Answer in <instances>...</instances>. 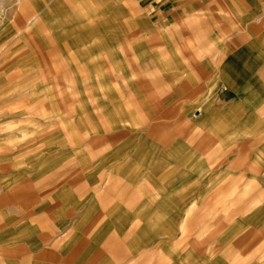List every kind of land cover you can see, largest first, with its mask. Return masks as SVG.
I'll use <instances>...</instances> for the list:
<instances>
[{
  "label": "rangeland",
  "instance_id": "obj_1",
  "mask_svg": "<svg viewBox=\"0 0 264 264\" xmlns=\"http://www.w3.org/2000/svg\"><path fill=\"white\" fill-rule=\"evenodd\" d=\"M20 1L0 0V264H264V139L198 74L238 6Z\"/></svg>",
  "mask_w": 264,
  "mask_h": 264
},
{
  "label": "crops",
  "instance_id": "obj_2",
  "mask_svg": "<svg viewBox=\"0 0 264 264\" xmlns=\"http://www.w3.org/2000/svg\"><path fill=\"white\" fill-rule=\"evenodd\" d=\"M29 1L30 0L20 1L22 11L19 18L21 20L34 21L38 18L35 15L36 13L27 17L26 5ZM141 1L146 2L147 0ZM165 1L169 2L168 6H161ZM177 1L179 0H153L152 4L155 3L156 5L161 6L158 7V12L161 14V17L164 18L167 16V10H171L172 8L170 7L171 3H176ZM231 1L238 6L237 11L243 21V25L239 28V31L234 38V46L230 50H227V52H224V50L218 52H221V54L219 56L217 55L216 58H222V62L217 64L212 72H210L213 67L212 61H201L198 66L200 67L198 74L206 73V75L213 76V82L211 84L213 85V90H227L221 94H228V97H232L229 100V103H231L230 106H244L247 109L244 116L237 117L230 115L232 118L229 119L231 120L224 119V122L227 126H229L232 122L239 123L236 134L234 135L236 136L235 138L243 137L255 141L257 139H264V114H259L257 111L251 109V106L249 105L250 102L246 101V97L243 93L248 91L250 92L253 89H257L258 91L264 93V0ZM219 2L220 0H216L214 5L218 6ZM168 47L172 48V43H169ZM171 54L174 55L173 50H171ZM194 65H198V63L196 61H192L190 71H184L185 73H189L188 76L197 74L195 71L191 72L192 69H197ZM184 68H187V65H185ZM168 75L172 77V74ZM231 93H236L237 95L233 96ZM240 93H242V95H240ZM214 95V92L209 93L206 100L210 103L213 102ZM262 99L263 105L261 107L264 108V96ZM129 110L130 108L124 107L119 112L111 116L110 122L114 130L119 128L117 124L124 121L123 117L128 114ZM227 110H229V108ZM226 117L228 118V116ZM130 126L133 127V124L130 123ZM217 126L218 125L212 124V130L214 131ZM227 126L221 125L220 127ZM186 158L188 160L187 156ZM114 168L115 166L110 167L109 169V179L111 178V173Z\"/></svg>",
  "mask_w": 264,
  "mask_h": 264
}]
</instances>
